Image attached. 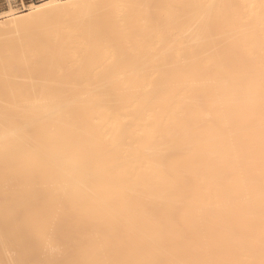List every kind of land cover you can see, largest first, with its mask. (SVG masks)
<instances>
[{
	"label": "bare ground",
	"instance_id": "1",
	"mask_svg": "<svg viewBox=\"0 0 264 264\" xmlns=\"http://www.w3.org/2000/svg\"><path fill=\"white\" fill-rule=\"evenodd\" d=\"M18 124L41 195L76 211L46 239L18 226L29 176L0 148V264H264V0L1 21L0 142Z\"/></svg>",
	"mask_w": 264,
	"mask_h": 264
},
{
	"label": "snow or ice",
	"instance_id": "2",
	"mask_svg": "<svg viewBox=\"0 0 264 264\" xmlns=\"http://www.w3.org/2000/svg\"><path fill=\"white\" fill-rule=\"evenodd\" d=\"M50 6L52 5H45V7ZM33 119L36 123L43 122L39 114ZM33 139V127L18 124L12 136L5 137L0 142V148L4 152V166L7 172L29 176L25 185L28 195L18 210V226L27 228L31 233L46 239L62 229L64 218L74 213L76 208L70 199L55 201L41 195L40 179L31 175L37 168L36 156L32 148Z\"/></svg>",
	"mask_w": 264,
	"mask_h": 264
},
{
	"label": "rangeland",
	"instance_id": "3",
	"mask_svg": "<svg viewBox=\"0 0 264 264\" xmlns=\"http://www.w3.org/2000/svg\"><path fill=\"white\" fill-rule=\"evenodd\" d=\"M44 0H0V22L11 17H21L30 12L33 5Z\"/></svg>",
	"mask_w": 264,
	"mask_h": 264
}]
</instances>
